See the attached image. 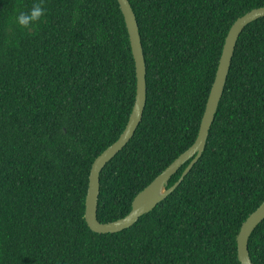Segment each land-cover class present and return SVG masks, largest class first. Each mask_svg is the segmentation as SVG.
Segmentation results:
<instances>
[{
    "label": "trees",
    "instance_id": "obj_1",
    "mask_svg": "<svg viewBox=\"0 0 264 264\" xmlns=\"http://www.w3.org/2000/svg\"><path fill=\"white\" fill-rule=\"evenodd\" d=\"M128 2L146 105L100 174L101 224L127 216L193 145L229 29L264 8V0ZM34 3L45 16L20 28L15 15ZM135 95L117 0H0V264H240L237 235L264 202V18L239 36L205 150L181 184L129 229L97 234L84 219L90 170L124 131ZM248 252L264 264V220Z\"/></svg>",
    "mask_w": 264,
    "mask_h": 264
},
{
    "label": "water",
    "instance_id": "obj_2",
    "mask_svg": "<svg viewBox=\"0 0 264 264\" xmlns=\"http://www.w3.org/2000/svg\"><path fill=\"white\" fill-rule=\"evenodd\" d=\"M125 20L130 47L136 69V95L135 102L126 124L118 140L99 155L92 164L88 189L85 198L84 219L88 228L97 234H115L132 227L142 216L150 213L162 200L173 193L187 176L193 166L202 156L210 128L213 124L219 102L222 98L226 80L231 66L232 57L238 38L244 28L264 18V8L253 9L237 19L229 29L225 38L222 54L219 60L215 79L210 90L199 131L193 145L174 160L160 175H158L144 190L134 198L131 211L127 216L117 221L101 224L97 220L98 196L100 191V174L104 167L126 147L133 138L143 117L146 105V67L135 14L128 0H117ZM189 161L188 166L181 174L179 180L169 189L168 182L177 171ZM163 189V193H158ZM264 220V202L242 224L237 235V257L240 264H252L248 243L251 234Z\"/></svg>",
    "mask_w": 264,
    "mask_h": 264
},
{
    "label": "clouds",
    "instance_id": "obj_3",
    "mask_svg": "<svg viewBox=\"0 0 264 264\" xmlns=\"http://www.w3.org/2000/svg\"><path fill=\"white\" fill-rule=\"evenodd\" d=\"M46 14V9L41 3H34L28 11H20L15 17V23L22 29H31Z\"/></svg>",
    "mask_w": 264,
    "mask_h": 264
},
{
    "label": "bare ground",
    "instance_id": "obj_4",
    "mask_svg": "<svg viewBox=\"0 0 264 264\" xmlns=\"http://www.w3.org/2000/svg\"><path fill=\"white\" fill-rule=\"evenodd\" d=\"M158 193L162 194L163 193V189H159Z\"/></svg>",
    "mask_w": 264,
    "mask_h": 264
}]
</instances>
